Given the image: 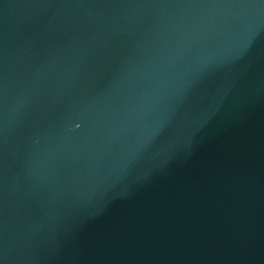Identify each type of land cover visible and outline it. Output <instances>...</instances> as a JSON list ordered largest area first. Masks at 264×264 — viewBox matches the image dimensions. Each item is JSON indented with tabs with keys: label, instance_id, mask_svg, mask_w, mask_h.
<instances>
[{
	"label": "water",
	"instance_id": "95a60500",
	"mask_svg": "<svg viewBox=\"0 0 264 264\" xmlns=\"http://www.w3.org/2000/svg\"><path fill=\"white\" fill-rule=\"evenodd\" d=\"M0 264H264V0H0Z\"/></svg>",
	"mask_w": 264,
	"mask_h": 264
}]
</instances>
